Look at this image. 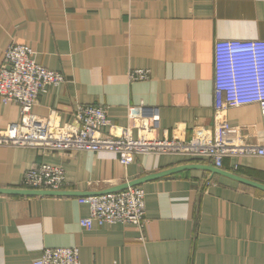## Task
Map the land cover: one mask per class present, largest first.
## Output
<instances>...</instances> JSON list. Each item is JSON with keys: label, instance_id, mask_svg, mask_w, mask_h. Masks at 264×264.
<instances>
[{"label": "crops", "instance_id": "0c3cea01", "mask_svg": "<svg viewBox=\"0 0 264 264\" xmlns=\"http://www.w3.org/2000/svg\"><path fill=\"white\" fill-rule=\"evenodd\" d=\"M264 40V0H0V64L11 43L28 46L64 82L29 114L0 97V127L35 119L72 122L81 106L108 110L124 127L146 118L160 136L214 127L215 43ZM149 76L131 80L132 70ZM227 142L262 144L258 104L227 111ZM135 132V130H134ZM65 169L70 190L95 192L188 163L140 154L123 165L107 151L45 153L0 145V187L19 188L32 166ZM223 170L264 183V156L224 158ZM147 222L95 225L83 196L0 194V264H34L45 248L75 247L81 264H264V190L204 169L144 182Z\"/></svg>", "mask_w": 264, "mask_h": 264}, {"label": "built area", "instance_id": "2783aa9c", "mask_svg": "<svg viewBox=\"0 0 264 264\" xmlns=\"http://www.w3.org/2000/svg\"><path fill=\"white\" fill-rule=\"evenodd\" d=\"M11 43L0 64V97L17 103L22 114H29L39 96L52 85L64 82L65 76L39 64L26 45ZM214 127H197L190 139L183 134L160 136L146 118H134L124 127L112 124L108 110L89 105L77 109L74 120L58 124L53 119L30 124L11 123L0 127V145L35 147L45 153L107 151L118 155L123 165L140 154H177L192 159H207L222 168L226 156H264V142L251 144L227 142V111L230 108L258 104L264 128V40L219 39L214 50ZM149 76L148 70L129 73L131 80ZM135 130V132H134ZM19 188L65 190L69 188L65 169L41 163L26 171ZM90 214L81 218L86 229L95 225L130 223L143 229L146 219L145 191L140 186L101 195L80 198ZM34 264H81L75 247L45 248Z\"/></svg>", "mask_w": 264, "mask_h": 264}, {"label": "water", "instance_id": "95a60500", "mask_svg": "<svg viewBox=\"0 0 264 264\" xmlns=\"http://www.w3.org/2000/svg\"><path fill=\"white\" fill-rule=\"evenodd\" d=\"M186 169H204L211 171L213 173H219L226 175L230 178H233L235 180H238L240 182H244L246 184H249L251 186L260 188L264 190V183L246 178L244 176H241L239 174L229 172L226 170H223L221 168H218L214 166L213 164H201V163H188V164H183L179 166H175L173 168L163 170L160 172H155L151 173L148 175H145L143 177L131 180L129 182H125L116 186H113L111 188L105 189V190H100V191H95V192H86V191H75V190H70V189H65V190H41V189H23V188H2L0 187V194H14V195H27V196H88V195H101V194H106L110 192H115L118 190H123L128 187L132 186H138L143 184L144 182L154 180L163 176H167L173 173H177L179 171H183Z\"/></svg>", "mask_w": 264, "mask_h": 264}, {"label": "rangeland", "instance_id": "374dc122", "mask_svg": "<svg viewBox=\"0 0 264 264\" xmlns=\"http://www.w3.org/2000/svg\"><path fill=\"white\" fill-rule=\"evenodd\" d=\"M16 44H18V43H16ZM16 44H15V45H16ZM19 45H23V44H19Z\"/></svg>", "mask_w": 264, "mask_h": 264}]
</instances>
